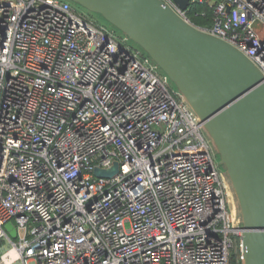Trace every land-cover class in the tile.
Masks as SVG:
<instances>
[{
  "label": "built area",
  "instance_id": "built-area-1",
  "mask_svg": "<svg viewBox=\"0 0 264 264\" xmlns=\"http://www.w3.org/2000/svg\"><path fill=\"white\" fill-rule=\"evenodd\" d=\"M164 1L189 22L212 2L199 28L264 76V0ZM152 60L68 2L0 0V264H231L242 251L213 138Z\"/></svg>",
  "mask_w": 264,
  "mask_h": 264
},
{
  "label": "water",
  "instance_id": "water-1",
  "mask_svg": "<svg viewBox=\"0 0 264 264\" xmlns=\"http://www.w3.org/2000/svg\"><path fill=\"white\" fill-rule=\"evenodd\" d=\"M139 43L198 112L227 166L244 214V264H264V76L227 41L201 30L164 0H73ZM186 9L190 0H174ZM119 163L96 168L112 177ZM17 237L13 222L6 224Z\"/></svg>",
  "mask_w": 264,
  "mask_h": 264
},
{
  "label": "rangeland",
  "instance_id": "rangeland-1",
  "mask_svg": "<svg viewBox=\"0 0 264 264\" xmlns=\"http://www.w3.org/2000/svg\"><path fill=\"white\" fill-rule=\"evenodd\" d=\"M64 2H68L73 9L76 11V13L80 14L81 16L85 17L86 19L93 21L95 24L106 30L110 35L113 36L117 41L121 42L125 46H128L131 49L134 50H139L142 52L143 56L145 57H151L149 53L136 41H134L132 38L129 37L127 33L122 31L120 28H118L116 25L111 23L109 20L105 18V16L99 12L92 11L82 5L79 2L73 1V0H61ZM152 58V57H151ZM153 59V58H152ZM152 64L156 66L155 72L158 76L164 78L165 76L168 77V85L172 93L175 95L177 99H181L184 94L176 84L174 80L170 78V76L160 67L159 64L153 59ZM214 141V140H213ZM214 147L216 150V163L219 166V169L223 171V176H224V187L226 190L227 194V199H228V206L229 210L232 214V217L234 219V223L236 225L243 226L244 225V214L242 211L241 203L238 197V194L236 192L235 186L232 182V179L229 175L227 166L221 162V154L216 146L215 141ZM4 245L2 251L6 252L11 246L12 243L8 241L7 239H4L2 244Z\"/></svg>",
  "mask_w": 264,
  "mask_h": 264
},
{
  "label": "trees",
  "instance_id": "trees-1",
  "mask_svg": "<svg viewBox=\"0 0 264 264\" xmlns=\"http://www.w3.org/2000/svg\"><path fill=\"white\" fill-rule=\"evenodd\" d=\"M214 9L215 6L212 2L197 3L190 7L189 18L197 27H210L213 24ZM239 244L238 241L232 252L231 264H244V257Z\"/></svg>",
  "mask_w": 264,
  "mask_h": 264
}]
</instances>
